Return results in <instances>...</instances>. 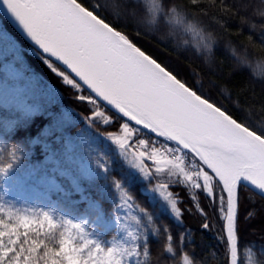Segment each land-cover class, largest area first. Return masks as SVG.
<instances>
[{
    "label": "snow or ice",
    "instance_id": "6c2138e0",
    "mask_svg": "<svg viewBox=\"0 0 264 264\" xmlns=\"http://www.w3.org/2000/svg\"><path fill=\"white\" fill-rule=\"evenodd\" d=\"M0 2L34 43L36 55L77 93L78 101L97 109L99 101L106 102L126 118L120 126L123 134L108 132L107 138L118 145L120 155L145 181H166L151 190L177 220L182 212L169 190L173 185L205 193L219 215L230 264H239L240 187L250 184L264 193V129L239 122L225 107L146 54L124 31L106 22L100 8L108 6L117 13L112 0L108 5L97 0L91 8L83 0ZM85 91L91 94H83ZM89 111L92 115L85 119L93 127L95 118L103 113ZM131 122L136 127H130ZM109 123L105 118L104 124ZM141 128L156 139L133 143V133ZM7 156L4 162L0 155V179L19 161L20 149L13 146ZM96 163L109 172L111 161L106 157ZM112 187L120 195L117 207L127 206L132 197L123 182L114 178ZM132 219L137 229L121 222L125 238H114L105 245L86 231L84 221L57 218L52 210L43 209L28 215L0 202V264H141L139 258L149 256V237L140 220ZM147 219L152 222L151 215ZM202 226L207 229L209 224ZM165 239V254L175 259L170 232ZM182 242L183 237L181 248ZM184 264H188L187 256Z\"/></svg>",
    "mask_w": 264,
    "mask_h": 264
},
{
    "label": "trees",
    "instance_id": "16d2710c",
    "mask_svg": "<svg viewBox=\"0 0 264 264\" xmlns=\"http://www.w3.org/2000/svg\"><path fill=\"white\" fill-rule=\"evenodd\" d=\"M83 2L91 8L97 0ZM100 3L108 5L110 0H100ZM112 4L118 14L108 6L100 8L106 22L124 31L145 53L189 86L203 91L212 101L225 107L239 122L264 129V78H256L253 74H264V65L256 64L251 70L242 66L244 61L252 64L264 57V16L256 15L258 10H264V0H163L154 19V0H112ZM173 8L183 15V22L171 19ZM189 20L195 21L202 31L187 28L185 25ZM252 24L256 27L252 28ZM207 33L215 37L211 54L205 48ZM0 48H5V59H15L26 76L27 80H24L37 91L41 101V109L32 115H25L14 106L0 104V148L4 149L0 155L4 156V162L8 160V151L15 146L20 149V159L12 169L17 172L24 169L26 156L23 154L32 156L36 168L42 164L48 168L50 162L43 160L40 144L31 145L30 141L54 118L67 116L60 129L54 125L50 135H44L50 141V149L66 161L63 139L68 132L90 159L104 156L111 161L110 170L95 179L83 180V191H74L62 177L66 186L50 190V198L70 213L94 217L97 209L88 205L82 194L91 193L108 212L121 201L119 193L112 187V180L120 179L132 197L130 202L136 217L148 233L150 251L146 260L141 256L142 264H184L185 256H191L197 264H229L219 215L205 193L173 185L169 190L182 212L181 219L177 220L163 201L150 194L154 185L166 181H145L120 155L118 146L107 138L108 132H120V126L127 121L99 101V108L110 117V123L105 125L95 118L94 126L90 127L85 117L92 115L89 109L94 111V106L76 99L77 93L47 68L36 55L35 48L1 12ZM4 76L0 68V77ZM83 94L91 93L85 91ZM130 127L136 126L130 123ZM76 133L84 138L83 142ZM56 134H59L58 138H55ZM133 134L132 142L156 139L142 128ZM160 143H163L162 138ZM239 197V264H264V197L243 184ZM145 212L152 216L151 223ZM202 213L207 214V219ZM204 223L209 224L207 229L203 228ZM166 232L174 238L175 259L172 254H165Z\"/></svg>",
    "mask_w": 264,
    "mask_h": 264
},
{
    "label": "rangeland",
    "instance_id": "374dc122",
    "mask_svg": "<svg viewBox=\"0 0 264 264\" xmlns=\"http://www.w3.org/2000/svg\"><path fill=\"white\" fill-rule=\"evenodd\" d=\"M4 55L5 48H0V60H2L0 68L5 73L4 77H0V104L6 107L14 106L20 109L23 114L32 115L41 109L40 96L37 91H34L26 83V76L23 75V71L15 63V59H5ZM96 110L103 113V116L96 117V119L103 123L105 118L110 121V117L102 109H97L94 106V111ZM65 117L67 118V116ZM66 118L64 116L54 118L50 124L44 125L39 135H35L30 141L31 145L40 144V153L43 160L50 162L48 168L44 164L36 168L32 156L23 154L26 156L24 158L26 164L24 169L20 172L11 169L7 176L0 179V202L11 205L14 209H19L22 213L28 215L32 214V210L43 209L52 210L57 218L68 217L76 222L84 221L86 231L91 233L93 238L100 239L105 245L109 244L114 238L123 240L126 233L122 232L119 227L121 222L127 223L131 229L139 227L136 221L132 219L136 215L130 201L125 207H117L121 203L119 201L113 209L106 212L97 198L92 196L91 193L85 192L82 194V198L87 200L88 205L97 209V214L90 217L85 214L68 212L57 200L49 196L50 190L65 187L64 182L71 184L74 191H83V180L95 179L105 173L96 163L98 158L90 159L83 147L76 140H73L68 132L65 133L63 139L66 161L58 158L50 149V141L44 135H50L54 125L60 129L63 119ZM119 133L122 135V130ZM76 135L79 137L80 142L84 141L80 134L76 133ZM58 136L59 134H56L55 138H58ZM148 164L152 166L149 161ZM62 177L65 178L64 182ZM150 194L154 198L155 195L158 197L152 190ZM118 216L124 218L123 221L117 220ZM108 232L110 234L105 236ZM139 259L142 264L141 257Z\"/></svg>",
    "mask_w": 264,
    "mask_h": 264
},
{
    "label": "clouds",
    "instance_id": "9594fccd",
    "mask_svg": "<svg viewBox=\"0 0 264 264\" xmlns=\"http://www.w3.org/2000/svg\"><path fill=\"white\" fill-rule=\"evenodd\" d=\"M162 2H163V0H154V7L152 9V17H153V19L156 17V14L161 10L160 6L162 5ZM171 11H172L171 19L173 21H180V22L184 21L183 15L180 14L175 8H173ZM256 15L264 16V10H258L256 12ZM185 26L187 28H189V29H193V30H196V31H202L195 21L189 20V21H187ZM250 26L252 28L256 27L255 24H252ZM206 39H207V43L205 44V48L208 51V53L211 54L212 49H213V44H214V41H215V37L213 36V34L207 33ZM256 64L264 65V57L258 58V60L255 63H252V64H250L248 61L242 62V66L249 67L250 70L252 68H254L256 66ZM253 74H254V76H256V78H264V74H262V73L253 72ZM187 260H188V264H197V262L191 256H188Z\"/></svg>",
    "mask_w": 264,
    "mask_h": 264
},
{
    "label": "water",
    "instance_id": "95a60500",
    "mask_svg": "<svg viewBox=\"0 0 264 264\" xmlns=\"http://www.w3.org/2000/svg\"><path fill=\"white\" fill-rule=\"evenodd\" d=\"M0 12L5 16V18L13 25V27L18 31V33L25 38V40H27V42H29L34 48L35 45L34 43L26 36V34L23 32L22 28L15 22V20L13 19V17L11 16V14L8 12V10L6 9L5 5L0 2ZM147 54V53H146ZM102 102L106 107H108L110 110H112L113 112H115L116 114H118L119 116L122 117L121 114H119L115 109H113L110 105H107L106 102L100 101ZM123 118V117H122ZM126 120V118H124ZM132 124H134V122H131ZM135 125V124H134ZM143 129V128H142ZM146 131H148L147 129H144ZM149 132V131H148ZM152 134V133H151ZM249 188H251L252 190H254L255 192H257L258 194H260L261 196L264 197V193L261 192V190L257 189L255 186L250 185V184H243ZM238 258V257H237ZM239 261V258H238ZM229 264H230V257H229Z\"/></svg>",
    "mask_w": 264,
    "mask_h": 264
},
{
    "label": "bare ground",
    "instance_id": "6f19581e",
    "mask_svg": "<svg viewBox=\"0 0 264 264\" xmlns=\"http://www.w3.org/2000/svg\"><path fill=\"white\" fill-rule=\"evenodd\" d=\"M30 44V43H29Z\"/></svg>",
    "mask_w": 264,
    "mask_h": 264
}]
</instances>
